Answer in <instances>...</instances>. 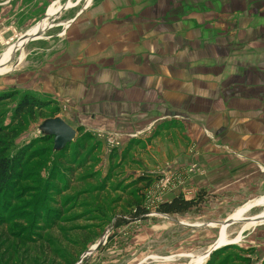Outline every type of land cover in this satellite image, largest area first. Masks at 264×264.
<instances>
[{"label": "rangeland", "instance_id": "rangeland-1", "mask_svg": "<svg viewBox=\"0 0 264 264\" xmlns=\"http://www.w3.org/2000/svg\"><path fill=\"white\" fill-rule=\"evenodd\" d=\"M158 1L163 0H149V5ZM184 1V12L191 11V0ZM137 2L0 0V57L30 36L0 62L4 71L0 74V127L5 133L1 136L7 141L5 156L18 157V178L0 198V264H192L203 256L199 264H264V222L249 226L237 238L250 219L264 216V203L256 204L264 199V162L253 159L258 152L250 147L242 150L250 158L242 160L250 164L245 167V179L235 182L233 169L226 167L223 177L228 186L207 188L217 184L206 175L210 169L202 158L206 154L216 158L214 143L227 138V133L207 134L201 123L194 133L192 122L183 114L176 120L153 119L126 135L111 131L108 125L110 108L122 104L130 112L132 99L126 103L120 99L138 91L132 90V80L124 94L118 91L125 84L108 86L116 80L109 75L116 69L121 49L114 51L117 46L111 37L101 55L86 54L84 49L96 47V34L104 28L109 32L104 25L114 24L115 19L99 25L88 22L91 25L79 36L83 49L78 50L77 39L70 43L68 32L83 13ZM219 4L220 0H200L197 6ZM228 7L230 25L240 21L262 27L264 33V0H228ZM51 8L54 12L48 16ZM193 32L186 30V37ZM155 33L150 31V42L159 36L152 38ZM196 34L203 39V31ZM149 48L150 53L156 49L151 44ZM210 48L217 53L228 49L230 55L247 59L264 55V41L254 49L230 40L228 48L212 45L205 53L214 52ZM132 57L137 64L148 63L150 72L163 64L151 54L146 61L139 55ZM23 97L40 101L44 108L17 113ZM55 118L75 131L73 140L59 151L53 136L40 130L46 120ZM257 119L264 121V111H258ZM260 140L255 139L257 145ZM230 141L235 136L225 140L234 147ZM219 147L231 150L223 143ZM143 178L150 183L141 182ZM199 191L204 199L197 209L182 216L157 212L161 203L176 196L191 200ZM136 206L146 211L145 216L133 217ZM237 214L249 220L229 224L224 231L226 244L207 254L220 238L224 222Z\"/></svg>", "mask_w": 264, "mask_h": 264}, {"label": "crops", "instance_id": "crops-1", "mask_svg": "<svg viewBox=\"0 0 264 264\" xmlns=\"http://www.w3.org/2000/svg\"><path fill=\"white\" fill-rule=\"evenodd\" d=\"M198 2L200 0L188 2L192 5H188L189 8L192 7L189 12L182 9L181 4L186 3L184 0L158 1L155 6H150L149 0H140L135 5L98 7L92 13H83L76 21L74 20L75 24L73 23L68 34L70 43H73L76 39L79 41V36L91 25L88 22L99 25L105 23L107 19L111 21L115 19L114 24L104 25L108 26L109 32L104 28L96 34L98 36L96 47L92 44L93 46L84 49L87 51L86 54L101 55L111 37L117 46L114 51L121 49L118 51L120 53L117 56L116 69L109 75L116 80L111 81L108 86L117 87L125 84L118 91L124 94L128 92L125 90L128 89V82L132 80L134 84V89L131 86L132 90L138 91L131 97L125 95L124 99H120L124 103L132 99L130 112L122 104L110 108L108 125L111 131L126 135L148 126L153 119L176 120L180 118L178 114H183L192 122L190 126L194 127L195 131L192 129L194 133L197 132L195 126L199 123L207 134L227 133V138L220 137L221 142L214 143L216 158L208 154L202 158L203 163L210 169L206 175L215 179L217 184L211 183L212 186L206 187L223 189L228 186H225L223 177L226 167L233 169L230 174L236 175L235 182L245 179V167L250 164L242 160L246 158L248 161L250 158L244 155L243 149L250 147L251 150L258 152L253 159L261 161L260 163L264 162V121L257 119L258 111H264V63L262 65L264 55L259 54L247 59L245 55L237 53L230 55L228 49L217 53L216 48H210L214 52H205L212 45L228 48L230 40L254 49L260 48L261 42L264 41L261 39L264 33L261 32L262 27L248 26L240 21H232L236 23L230 25L228 0H220V4L213 7H203L206 8L205 11L197 6ZM83 16L86 19L79 21ZM69 24V22L63 24V30ZM186 30L194 31V34L186 37ZM94 31L91 34L95 35ZM150 31L156 32L152 34V38L159 34L152 40L155 43L149 40ZM165 31L175 32L177 36L169 37ZM198 31H203V39L198 38L196 34ZM215 31H220V34H214ZM150 44L156 47L152 53ZM77 46L79 50L80 41ZM197 46L201 47V50L197 49ZM148 54L154 56L158 63L163 62L162 67L158 66L150 72L148 63L141 60L137 64L136 59L132 57L139 55L146 61ZM150 101L156 102L157 106L154 108ZM155 122L156 120L153 123ZM231 136H235V141H230L235 148L228 142L225 143ZM257 137L261 139L260 145L256 144ZM222 143L231 150H221L219 146ZM256 148L258 150H255ZM238 151L243 153L239 154Z\"/></svg>", "mask_w": 264, "mask_h": 264}, {"label": "trees", "instance_id": "trees-1", "mask_svg": "<svg viewBox=\"0 0 264 264\" xmlns=\"http://www.w3.org/2000/svg\"><path fill=\"white\" fill-rule=\"evenodd\" d=\"M31 108H44V104L40 101H37L30 97H23L20 102L17 113H24L26 109ZM1 135H5L4 131L0 127V198L7 195L8 192L12 189L14 183L18 178V157L9 158L5 156L7 149L4 148L5 139ZM143 183H150L149 179H141ZM204 199L202 191H199L194 199L185 200L181 196H176L168 202L161 203L157 207V212L162 215L174 216V215H185L190 212L192 209H197ZM146 211L143 210L140 206H136V211L133 214V217H143L145 216ZM118 227V225H116Z\"/></svg>", "mask_w": 264, "mask_h": 264}, {"label": "water", "instance_id": "water-1", "mask_svg": "<svg viewBox=\"0 0 264 264\" xmlns=\"http://www.w3.org/2000/svg\"><path fill=\"white\" fill-rule=\"evenodd\" d=\"M40 130L47 134V136H53L56 151L61 150L65 145L69 144L75 136V131L58 118L46 120L40 127ZM215 245L211 247L207 254H210L217 248Z\"/></svg>", "mask_w": 264, "mask_h": 264}, {"label": "bare ground", "instance_id": "bare-ground-1", "mask_svg": "<svg viewBox=\"0 0 264 264\" xmlns=\"http://www.w3.org/2000/svg\"><path fill=\"white\" fill-rule=\"evenodd\" d=\"M54 12V9H50L49 11H48V16L50 15V14H52ZM46 26V24L44 23V24H42V25H40L39 27H37L36 29H35V32L36 31H40L43 27H45ZM34 32V33H35ZM33 33V34H34ZM29 39L30 38V36L29 37H25L24 39ZM26 39V40H27ZM25 42V41H24ZM24 42H20L19 44H17V46H19V45H21V44H23ZM15 47H13V49H14ZM12 51V50H11ZM10 53V51H8V52H6L3 56H1L0 57V61L7 55V54H9ZM2 72H4V71H0V74L2 73ZM262 203H264V199H262L260 202H258V203H256V204H262ZM254 205V204H253ZM249 220V219H248ZM248 220H242L241 219V217H239V214H237V215H235V216H232V217H230L229 219H227L225 222H224V224L222 225V227H221V235H220V238L218 239V241L216 242V247L218 248V247H222L223 245H225L226 244V240H225V234H224V231H225V228L229 225V224H231V223H236V222H241V221H248ZM260 222H264V216H260L259 215V217H257V218H252V219H250V225H247V226H245L239 233H238V235H237V238L239 237V235L244 231V230H246L249 226H254L255 224H258V223H260ZM236 238V239H237ZM204 258H206V256H203V257H200V258H197L196 260H194L193 261V263L192 264H199V261H201L202 259H204ZM171 259V258H170ZM169 260V259H168Z\"/></svg>", "mask_w": 264, "mask_h": 264}]
</instances>
